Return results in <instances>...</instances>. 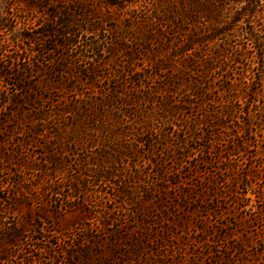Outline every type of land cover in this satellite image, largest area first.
Returning a JSON list of instances; mask_svg holds the SVG:
<instances>
[{"label": "trees", "instance_id": "obj_1", "mask_svg": "<svg viewBox=\"0 0 264 264\" xmlns=\"http://www.w3.org/2000/svg\"><path fill=\"white\" fill-rule=\"evenodd\" d=\"M29 1L0 0V32L6 36L0 41V172L10 166L16 176L12 185L0 184L6 193L0 213L8 202L18 211L20 200L31 201L22 222L0 220V263L10 260L26 235L37 241L51 232L62 235V208L55 202L51 212L45 210L26 177L35 174L45 177L42 186L56 201L65 181L77 194L69 196L77 203L64 211L76 213L82 231L77 243L62 250L63 263L140 264L145 256L144 264H162L166 239L199 211L181 213L172 203L170 190L180 182L161 187L158 177L145 181L144 166L154 164L159 142L176 133L170 128L161 137L155 124L218 131L206 135V147L223 134L220 124H252L250 132L264 127V0ZM14 8L38 12L43 21L36 29L18 27ZM178 131L181 148L191 130ZM33 145L43 149L40 161L28 149ZM255 159L254 168L264 172V157ZM243 170L237 169L242 177L236 180L245 181V192L255 191L258 174ZM29 185L34 191L26 190ZM226 190L243 203L245 192ZM199 196L190 205L200 203ZM256 199V209L235 202L240 216L234 226L215 222L212 231L201 230L206 244L216 243L218 227L228 240L220 248L228 250L224 255L211 250L210 264H264V201L260 194ZM112 201L116 207L107 206ZM219 207L200 210L218 219ZM200 219L207 223L206 216Z\"/></svg>", "mask_w": 264, "mask_h": 264}, {"label": "rangeland", "instance_id": "obj_2", "mask_svg": "<svg viewBox=\"0 0 264 264\" xmlns=\"http://www.w3.org/2000/svg\"><path fill=\"white\" fill-rule=\"evenodd\" d=\"M29 3L35 4L36 1L30 0ZM21 7L25 9V5L21 4ZM23 9H13V13L17 17L16 25L25 30L27 28L36 29L37 27L35 28L34 25L41 23L43 19H40V15L37 14L38 12ZM96 32H99V35H101L100 30ZM4 40H6V36L0 32V41ZM6 47L7 49H11L12 45H6ZM239 72H242V68H239ZM255 73L258 74V71L255 70ZM240 75L242 74H238L236 80L234 81V87H236L235 89L238 92L236 95L238 96L241 95L242 91L240 92V90L244 89L243 85H238V82L241 79ZM156 81L157 80L154 82ZM83 89L86 90V88ZM86 92L88 91L86 90ZM158 100H160V98ZM149 125L151 126L152 124ZM155 125H161L160 127H156L160 131L161 137L170 132V128L176 130V133L172 136L170 141L159 142V144H161L159 146L160 152H157V155L151 157V160L154 164H151V166H144V172H146L145 181L150 183L156 180L158 177L160 180L158 183H160L161 187H173L175 186L173 185L174 182H180L181 187L179 189L173 187L174 189L170 190L172 203L176 202V205L177 203L180 205L181 213H183V209L187 210L188 208L191 212L192 209H197L199 211L198 214L195 213L189 217L191 221L190 224H185L182 229L177 228V232L174 231V235H170V238L166 239L168 241L167 245L164 247L166 248V257L165 259H159L158 261H160L162 264H210L209 257L211 250L214 252H216V250H220V255H224L228 250H221L220 248H224L228 240L224 239L222 235L224 230L222 231V229L219 227L215 228V230L218 231V236L215 238L216 243L211 244L208 242L207 244H209V247L205 243L208 239V235L205 232H201V230H206V232L212 231L211 224L215 222L227 226H234L236 219H238L240 216V206L235 205V202L239 203L240 205H248L247 208L250 206H255L253 208L256 209L257 194H260V197L264 201V198L262 197V195L264 196V172L259 170L257 171V169L254 168L258 165V161H260L256 160L255 158L258 156L262 158L264 157V127L263 125H259L261 130H255V128L252 132H250V130L247 129V125L252 124H233L232 122L231 124H220L223 134L220 137H214L215 139L212 140L210 146L206 147V139H204L206 135L208 133L211 135H213V133L218 134V131L215 132L214 130L212 132L210 129L205 128V125L202 124ZM179 129L191 130V137L185 140V143L181 148H177L176 146V144H178V140L183 137V135L178 131ZM194 129L199 131H194ZM164 130L165 132H162ZM239 134H241L242 138L238 137ZM165 147H170V149ZM28 149L34 151L32 155L37 157L39 161L42 159L41 153L43 149H41L38 145H33V147L29 146ZM236 150L240 151L238 152ZM158 163L160 164L159 166L156 165ZM262 164H264V160L262 161ZM141 165L142 164H137L136 169L142 170ZM0 167L3 169L2 166ZM7 167L10 168V166ZM8 168H5L2 172H0V184L3 187L12 185L13 179L16 178V176H14L13 173L8 170ZM238 168L244 169L243 172H246L244 175L250 174L253 171L258 174V178L253 177L252 179V182L255 184V191L245 192V190L242 189L241 184H244L245 181H242L241 178L238 181L236 180L238 175L242 177L239 171L236 172ZM174 170L180 171L178 174L179 176L176 177V175H173ZM34 176L35 174H29V176L26 177H31L33 179L34 187H37L39 192L38 199L43 204L45 210H50V205L52 204V206H54L55 202H57L59 208H62V211H59V214L63 216L62 218L65 222L59 226L62 235L55 237L51 232L42 236H38V241L32 239L30 235H26L24 240H20L18 246H16L15 249H11L10 252L12 255L10 260L0 264H65L63 263L64 258L61 255L62 250H65V248L71 246L73 241L74 243H77L76 240H80L79 234L81 233L82 229L81 226H79V223L82 221L75 219L76 213H65L66 211H64L67 210V206H70L71 204L69 201V198L71 197L69 196L74 197L77 195L69 191L68 186L70 183L65 181L64 184H62L58 190V198L60 200L56 201V196L50 195V193H48V191L42 186L44 184L45 177L36 179ZM227 188H234L235 192H245V198L242 200L243 203L241 201H237L235 197L236 194L233 193L231 195L227 193ZM26 190L34 191L30 185L26 187ZM205 190H208V194L210 196H199L200 192L205 193ZM106 191L113 193V191L108 188H106ZM225 193L227 194V198H219ZM176 194L177 198L175 197ZM216 195H218V197H216ZM0 196L5 197L6 193H0ZM83 196L84 195H81V197ZM186 196L188 197L187 199ZM198 196L201 197V199H199L201 202L190 205L189 202L193 198L197 199ZM110 198H112V196H110ZM20 201L22 205H20L18 211H13V205H10L9 202L2 206L5 213H0V220H6L9 225L15 224L18 220L22 222L24 214H28L27 212L30 208L28 204L31 201L27 199H22ZM76 203L77 202L71 205H75ZM217 204L220 206L218 209V219H216L213 215L207 216L205 210H200L202 206H205L207 209H211L215 208ZM10 206H12L11 209ZM107 206L116 207L117 205L112 201L111 203L108 202ZM37 214L40 213L38 212ZM164 214L167 218L170 217V219H172L170 213H167V211L164 212ZM203 216H206V224L202 222V219H200V217L203 218ZM52 219V216L50 218H46L48 222L52 221ZM132 219L133 218L131 217V221ZM196 226H198L200 230H197ZM130 227H132L131 224ZM47 229L51 231L52 228L50 224H47ZM54 243H56V245H54ZM148 250H150V248L147 249V251ZM144 261L145 256H143L142 259L137 262L144 264Z\"/></svg>", "mask_w": 264, "mask_h": 264}]
</instances>
